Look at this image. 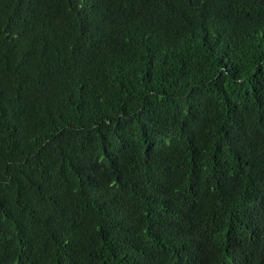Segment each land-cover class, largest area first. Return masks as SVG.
Wrapping results in <instances>:
<instances>
[{"label":"trees","instance_id":"1","mask_svg":"<svg viewBox=\"0 0 264 264\" xmlns=\"http://www.w3.org/2000/svg\"><path fill=\"white\" fill-rule=\"evenodd\" d=\"M0 264H264V0H0Z\"/></svg>","mask_w":264,"mask_h":264}]
</instances>
